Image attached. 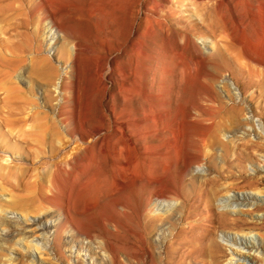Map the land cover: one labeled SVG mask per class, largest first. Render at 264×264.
<instances>
[{"label":"rangeland","instance_id":"rangeland-1","mask_svg":"<svg viewBox=\"0 0 264 264\" xmlns=\"http://www.w3.org/2000/svg\"><path fill=\"white\" fill-rule=\"evenodd\" d=\"M0 39L4 58L10 51L20 58L16 75L24 81L18 85L29 98L22 114L9 115L19 102L0 74V264H104L82 259L78 241L84 236L71 257L68 245L52 251L56 227L49 231L51 252L28 251L24 218L57 217L66 199L70 215L82 217L79 226L94 240V251L107 261L112 253L116 264H226L231 254L221 235L241 230L251 231L264 252V0H0ZM211 49L221 56H210ZM129 87L136 88L134 98ZM117 113L127 135L153 119L170 124V133L153 132L145 155L111 126ZM4 116L20 119L10 125ZM216 126L221 142L208 145ZM79 133L85 151L63 166L66 171L57 169L58 191L51 196L43 176L53 170L51 152L58 138ZM199 136L206 147L228 154L209 162L193 143ZM166 148L174 162L150 167L148 156ZM12 153L17 157L6 162L3 154ZM184 161L205 166L195 185L209 203L197 207L183 197L179 187L188 189L190 181ZM125 163L136 179L117 192ZM155 172L167 195L180 196L169 217L147 211L159 188ZM233 194L255 199H235L231 209L219 204ZM127 208L130 215L123 213ZM103 240L107 249L98 244ZM252 255L253 264L264 260V254Z\"/></svg>","mask_w":264,"mask_h":264},{"label":"bare ground","instance_id":"bare-ground-1","mask_svg":"<svg viewBox=\"0 0 264 264\" xmlns=\"http://www.w3.org/2000/svg\"><path fill=\"white\" fill-rule=\"evenodd\" d=\"M34 1V0H32ZM38 2V1H37ZM36 2V3H37ZM39 5V3L37 4ZM45 5V4H44ZM43 7V6H42ZM208 7V6H207ZM45 8V7H44ZM209 10H212L213 7H208ZM41 9V8H40ZM215 9V8H214ZM42 10V9H41ZM47 11V9H46ZM41 12V11H40ZM43 12V11H42ZM41 12V13H42ZM207 12V11H206ZM40 13V14H41ZM46 13V12H45ZM213 10L210 11V16L213 15ZM47 14V13H46ZM2 15V14H1ZM44 15V14H43ZM216 15V14H215ZM40 17V16H39ZM50 17V16H49ZM42 18V17H41ZM43 19V18H42ZM49 19V18H48ZM52 19V18H51ZM211 19V17H210ZM202 21V20H201ZM215 20H213V23H214ZM54 22V21H53ZM211 22V21H210ZM56 23V21H55ZM216 24H218V28L220 30H223L224 28H222V25L221 23H218V21H215ZM22 24V23H21ZM223 24V23H222ZM54 25V24H53ZM52 23H50V28L52 29V31H54L55 29V26H53ZM214 26V24H213ZM216 27V26H215ZM226 27V26H225ZM54 28V29H53ZM60 28V27H59ZM217 28V29H218ZM47 29V28H46ZM61 30V29H60ZM212 30V29H211ZM51 32V31H50ZM217 32V30H216ZM53 34V33H52ZM216 34V33H215ZM13 37V36H12ZM14 39V37H13ZM2 40V39H0ZM140 41V40H139ZM139 41L137 42L136 40V46L137 48L140 47L139 44ZM41 42V41H40ZM46 42V41H45ZM2 43H3V40H2ZM12 43V42H11ZM51 43V42H50ZM64 43V42H63ZM222 43V41H221ZM39 44V43H38ZM4 45V44H3ZM13 45V43H12ZM37 45V44H36ZM62 45V44H60ZM230 45V44H229ZM41 45H39V48H40ZM43 46V44H42ZM58 46V45H57ZM66 46V44L64 45ZM63 46V47H64ZM68 46V45H67ZM221 46V45H220ZM61 47V46H60ZM62 47V48H63ZM21 48V47H20ZM57 48V47H56ZM230 48V47H229ZM72 49V48H70ZM218 49H221V48H218ZM77 50V49H76ZM213 49H211L210 51V56H219L220 54L215 52V51H212ZM217 50V49H216ZM226 50V49H225ZM234 50V49H232ZM66 51V50H65ZM241 51L243 53H246V49L244 46L241 47ZM7 52V51H6ZM59 52H60V48H59ZM223 52V51H222ZM222 52H220L222 54ZM4 53V52H3ZM67 53V52H66ZM72 53V52H71ZM226 53V52H225ZM50 54V53H49ZM78 54V53H77ZM208 55V53H207ZM9 57L7 58H4L1 53H0V65L4 67V69H1L0 70V74L2 75V78H6V80L8 81L9 85H10V89L12 90L13 94H14V98H17L18 99V102H19V105H17V107H12V109L9 111V115L13 116V115H18V114H22L24 112V106H25V103L29 102V98L26 96V94L20 89L18 83L20 81H24V78L22 76H18L16 75V71H17V66H18V63L20 61V58H18V54L14 53L13 51H10L9 54H8ZM48 56V55H47ZM67 56V54H66ZM71 56V55H70ZM209 56V55H208ZM221 56V55H220ZM223 57V56H222ZM226 57V55H225ZM45 58V57H44ZM70 58V57H68ZM74 58V57H73ZM72 58V59H73ZM207 58V57H206ZM211 58V57H210ZM77 59V58H76ZM45 63V62H44ZM71 63V62H70ZM72 63H73V60H72ZM76 63V62H75ZM74 63V64H75ZM71 66V65H70ZM73 66V65H72ZM70 68V67H69ZM250 68V67H249ZM43 72L46 73L48 72V67L46 64L43 65ZM73 69V68H72ZM51 70V69H50ZM250 70V69H249ZM68 71V70H67ZM70 71V70H69ZM73 71V70H72ZM251 72V71H250ZM68 73V72H67ZM71 73V72H69ZM135 73V72H134ZM252 73V72H251ZM49 74L51 75L52 72H49ZM64 74V73H63ZM135 75V74H134ZM48 76V75H47ZM1 77V76H0ZM136 77V76H135ZM62 78V77H61ZM260 78V77H259ZM69 79V78H68ZM67 80V79H66ZM132 80V79H131ZM131 80H130V84H131ZM135 82V80H134ZM132 87L134 86L131 85ZM132 87H129L131 88V97H135V90H132V89H136V88H132ZM137 91V90H136ZM138 93V92H137ZM129 95V96H130ZM137 95V94H136ZM137 97V96H136ZM128 98V97H127ZM17 102V103H18ZM214 104V103H213ZM217 105V104H216ZM224 104H221V106L223 107ZM219 106V105H218ZM219 106V107H221ZM217 108V107H215ZM236 108H238V106L234 105V106H230L228 109H231V110H235ZM219 109V108H218ZM213 110L215 111L216 109L213 108ZM218 111V110H217ZM216 111V112H217ZM190 112V111H189ZM191 113V112H190ZM119 113H117V115L115 114V117L114 119L112 120V123H111V126L113 128H115L116 130L120 131L122 133L123 136H125V140H126V143L127 145H134L139 149L141 150L142 153H145L149 148H147L148 146L146 145L147 144V141L148 138L151 136V135H154L153 132H158V131H162L165 135L167 134V132L170 133V124H166L165 122H159L158 120H155L153 119L152 122H153V125L149 124V126L147 127V124H137V126L135 127L136 129H134V133L132 135H127V133H125V127L124 126H121V125H124L125 123L120 120L121 118H119ZM188 115V114H187ZM20 119L19 117H14V118H8L6 116L3 117L4 119V122L6 124H10V125H13L16 120ZM212 120V119H211ZM214 121V120H213ZM213 124V123H211ZM220 125V124H219ZM214 126V125H213ZM219 132H220V128H218L217 126L215 128L212 129V133L211 134V138L208 142L210 144L208 145H215L216 143H219L221 142V140L218 139V135H219ZM208 134V133H207ZM209 136V135H207ZM206 139V137H205ZM104 140V139H103ZM203 141H204V136H199L198 139H194L193 143L195 145H197V151L198 153L201 155V156H204V157H207V160L211 163H214L217 161V159L219 158H223L225 157L227 154H228V151L227 150H224L220 153H218L217 151H213L211 148L209 147H206V144H203ZM57 142L59 143V146L58 148H54L52 150V157H51V163L53 165V170H51L50 172L49 171H45L44 172V175L43 176H46L47 178V184H48V191L50 192L49 195H54L56 193V191H58V184L56 183V180H55V176H56V171L58 168H62L63 170L66 171V169L64 168L65 166L64 165H70L71 164V161L72 160H75L74 157L76 155H79L80 153L84 152L85 150H82L83 148V145L86 144V140L84 139V136L83 134H78V135H75V134H71L70 136H61L60 138H58ZM55 142V143H57ZM140 142V143H139ZM207 142V143H208ZM142 146L143 148V151L141 149V147H138V146ZM202 145V146H201ZM53 146V145H52ZM41 149V148H40ZM124 150V147H121L120 148V152ZM38 151V150H37ZM44 151V150H43ZM9 152V150H8ZM148 152V151H147ZM6 153H7V150H6ZM39 153V152H38ZM148 154V153H147ZM21 155V154H20ZM34 155V154H33ZM146 155V153H145ZM144 155V156H145ZM148 156V155H147ZM16 158L17 156H15L14 153H12L11 155L9 154H3V158L5 159L6 161V158ZM150 159L149 160V164H150V167H152L153 169L154 168H160V167H164L166 168L169 164L173 163L174 160L172 161V152L169 148H166L164 149L163 151L159 150V151H154L152 154H151V157L148 156ZM6 162H9L8 159ZM17 162V161H16ZM9 164V163H8ZM184 165V169L186 170V174L187 175H190V181L189 183H187L188 185V189L186 188H182V185L180 188V190H182L181 193H183V195H187L186 199H190L191 201H197V207L201 206V204H205V203H209V198H207L206 195H204V192L197 186L195 185V180H199L200 179V175H202L205 171V166H199V165H196L194 162L192 161H184L183 163ZM9 166V165H8ZM39 166V165H38ZM41 166V165H40ZM64 166V167H63ZM5 167H7V165H5ZM16 168V167H15ZM69 169V168H68ZM12 170V169H11ZM119 175H118V178H117V185L115 187V190L117 192H122L123 190H125L127 187H129L130 185L134 184L135 182V175L133 173H131L130 171V166L127 165L125 163V166H121L119 168ZM60 172V171H59ZM158 174H159V170H158ZM154 175L156 176L157 175V172L154 173ZM186 176V175H185ZM42 178V176H41ZM45 178V177H44ZM183 178V176H182ZM58 179V178H57ZM77 179V178H76ZM181 179V177H180ZM187 179V178H186ZM36 180V179H35ZM43 180V179H41ZM38 181V180H37ZM158 184H159V188L157 189V191L155 192V195L154 197H151L149 199V201L147 202V211L148 212H154L158 217L161 218L160 215H166V216H171L175 209L177 208V205H174L175 202L180 198L178 197H175L173 195H167L166 192H165V184L160 182L159 179H158V175H157V178L155 180ZM184 181V180H183ZM182 181V182H183ZM36 182V181H35ZM186 182V181H185ZM44 184V183H43ZM186 185V184H185ZM178 186V185H177ZM176 189V188H175ZM39 191V190H38ZM42 191V190H41ZM40 191V192H41ZM43 192V191H42ZM93 194L95 195L96 194V190L95 188L92 190ZM44 193V192H43ZM42 193V194H43ZM47 193V192H46ZM168 193V192H167ZM173 193V192H172ZM180 193V194H181ZM154 194V193H153ZM179 194V193H178ZM177 195V194H176ZM185 195L183 197H185ZM38 196V195H37ZM46 196H48V194H46ZM96 196V195H95ZM43 197V196H42ZM68 197V196H67ZM117 198V196H115ZM40 198V197H38ZM46 198V197H45ZM182 198V197H181ZM44 199V197H43ZM51 199V198H50ZM49 199V201H51ZM54 198H52L53 200ZM118 199V198H117ZM120 199V198H119ZM126 199V197H125ZM185 199V200H186ZM250 200V199H255L253 195H249V194H233V195H228L226 197H221L219 198V204L221 206H226L225 208L227 209V207H229L230 209L231 208H236V206L238 205V203H235L234 200ZM46 200V199H45ZM55 200V199H54ZM67 200V205H65V207H62L61 209H59V212H58V216L57 217H52L50 219H47V218H44V219H41V218H24L25 222H26V225L23 226L24 229H23V233L21 234L22 235V238L27 242V246L28 247V251H30L32 253V255H34L35 251L36 252H40V253H43V252H51V245H50V240H51V235L49 234V231L51 230L52 227H56V230H55V234L53 235L52 237V251H62V246L63 245H68L69 247V256L71 257L73 253H75V246H76V239L78 241V238L80 236H84L85 238H82L81 241H78L81 246H82V251H84V254H82V259L84 261L86 260H91L92 263L94 262L95 259H98L100 262L102 263H107V264H116L115 263V259L112 258L113 254L109 252V255L111 256L110 257V261H107L105 260L104 256L103 255H99L97 254L94 249H93V244L91 245V243H93V239L92 237L90 238V235L88 232L86 231H83L79 224H80V221H81V218L82 217H76V216H73V215H70V206H69V199H66ZM127 200V199H126ZM239 200V201H240ZM43 201V200H42ZM115 201V199H114ZM46 202V201H44ZM56 201L52 202L51 203H55ZM74 203V202H73ZM217 203V202H216ZM243 203V202H242ZM245 203V202H244ZM71 204V203H70ZM194 205H196L195 203H193ZM241 205V203H239ZM246 204H247V201H246ZM250 204H253V203H250ZM55 205V204H54ZM118 205V204H117ZM121 205V204H120ZM128 205V204H127ZM184 205V204H183ZM244 205V204H243ZM123 206V205H122ZM121 206V208H122ZM180 207H182L181 205H179ZM28 207V206H27ZM93 207V206H92ZM195 207V206H193ZM187 207H185L184 209H186ZM228 208V209H229ZM57 209V208H56ZM86 209H91V208H86ZM125 209V208H123ZM4 210V209H3ZM22 210V209H20ZM25 210V209H23ZM121 210V209H119ZM118 210V211H119ZM128 211V208L126 209V212L122 211L123 213H126V214H129L127 213ZM188 211V210H187ZM26 212V211H25ZM129 212V211H128ZM147 212V213H148ZM11 213V212H10ZM27 213V212H26ZM30 213V212H29ZM122 213V214H123ZM146 213V215H147ZM191 212L188 211L187 215H189ZM149 214V213H148ZM77 215V214H76ZM95 215V214H94ZM130 215V214H129ZM153 215V214H152ZM8 218H15V216H11V215H8L6 214L5 215ZM48 216V215H47ZM92 216V215H89V217ZM150 216V214H149ZM220 216H222L220 219L222 221H225V223H229V218L224 215V214H221ZM25 217V216H24ZM125 217V216H124ZM123 217V218H124ZM130 217V216H129ZM152 217V216H151ZM150 218V217H149ZM155 218V216H154ZM122 219V218H121ZM128 220V218H126ZM143 219V218H142ZM146 219V218H145ZM119 220V219H118ZM146 221V220H144ZM230 221H232L230 219ZM158 222H160V219L158 220ZM107 223V222H105ZM117 223V221H116ZM118 224V223H117ZM123 224V223H122ZM104 225V224H103ZM120 225V224H119ZM141 225V224H140ZM152 225V223H151ZM106 226V225H105ZM114 226V225H113ZM121 226V225H120ZM126 226V225H125ZM155 226V225H153ZM152 226V227H153ZM115 227V226H114ZM151 227V229H152ZM121 228V227H119ZM102 229V228H101ZM107 229L106 228V232H107ZM143 229V228H141ZM3 230V229H2ZM124 230V229H122ZM126 230V229H125ZM124 230V231H125ZM162 230V228H161ZM249 230V229H248ZM251 230V229H250ZM115 231V230H114ZM116 231H118V229H116ZM122 231V232H124ZM128 231V230H127ZM97 232V231H96ZM110 232V231H109ZM121 230H119V234H120ZM121 232V233H122ZM140 232V231H139ZM242 233H235V234H231V233H223L221 236L222 238L224 239L225 241V246L226 248L229 250L230 254H231V257L227 260H224V263L226 264H253V260L255 259V257L252 255V252H256V253H259L261 255L264 254L263 252V249L260 248L261 246V243L259 242V240L257 239V237L251 232V231H247L245 232L244 230L242 231ZM111 233V232H110ZM138 233V232H137ZM143 233V232H142ZM141 234V233H140ZM145 234V233H144ZM121 235V234H120ZM119 235V236H120ZM125 235V234H124ZM129 235V234H127ZM126 235V236H127ZM135 234H133L134 236ZM139 235V234H138ZM161 235V234H159ZM92 236V235H91ZM95 236V234H94ZM93 236V237H94ZM106 236V235H105ZM112 236V235H110ZM117 236V235H116ZM125 236V237H126ZM130 236V235H129ZM128 236V237H129ZM140 236V235H139ZM124 237V238H125ZM160 236H157L156 235V239L159 238ZM30 238H34V239H30ZM98 238L102 239V237L98 236ZM104 238V237H103ZM121 238V237H119ZM118 238V239H119ZM123 238V237H122ZM122 238L120 240H122ZM123 238V239H124ZM139 238V237H138ZM96 239V237H95ZM105 239V238H104ZM106 239H107V236H106ZM126 239V238H125ZM124 239V240H125ZM135 239V237H134ZM140 239H146V238H140ZM21 240V238H19V241ZM34 240V241H32ZM131 240V239H129ZM96 241H99L98 239ZM119 241V240H118ZM141 241V240H140ZM145 241V240H144ZM101 242V243H100ZM98 244H100L99 246L102 247V249H107V244H106V241L103 240V241H100ZM112 243V241H110ZM109 242V243H110ZM122 242V241H121ZM120 242V243H121ZM130 242V241H129ZM132 242V241H131ZM135 242V241H134ZM95 243V242H94ZM97 243V242H96ZM116 243V242H115ZM115 243H112L113 245ZM118 243V242H117ZM1 245L3 243H0ZM134 244V243H133ZM136 244H139V243H136ZM96 245V244H95ZM111 245V244H110ZM115 245H118V244H115ZM123 245V244H122ZM121 245V246H122ZM131 245V244H130ZM132 246V245H131ZM32 247V248H30ZM111 247V246H110ZM120 246H116V248H118ZM130 247V246H128ZM135 247V246H134ZM138 247V246H137ZM136 247V248H137ZM144 247V246H143ZM81 248V247H80ZM113 248V246H112ZM133 248V247H132ZM31 249V250H30ZM34 249V252L33 250ZM123 249V248H122ZM111 250V249H110ZM129 250V249H128ZM133 250V249H132ZM106 251V250H105ZM108 251V250H107ZM122 251V250H121ZM120 251V252H121ZM117 252V251H116ZM115 252V253H116ZM62 253V252H61ZM67 253V252H66ZM100 253V252H99ZM105 253V252H104ZM122 253V252H121ZM138 253V252H137ZM119 253L117 252V255ZM56 255V254H55ZM60 256V255H59ZM66 256V255H65ZM68 256V255H67ZM75 256V255H74ZM121 256V255H120ZM117 258V257H116ZM121 259H122V256H121ZM153 259V258H152ZM118 261V260H117ZM87 262V261H86ZM122 263L120 264H123L124 263V260L122 259L121 260ZM125 264V263H124ZM260 264H264V260H261Z\"/></svg>","mask_w":264,"mask_h":264}]
</instances>
